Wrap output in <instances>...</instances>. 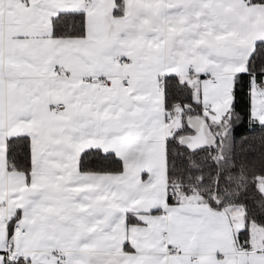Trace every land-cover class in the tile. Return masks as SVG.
Segmentation results:
<instances>
[{
  "label": "snow or ice",
  "instance_id": "obj_1",
  "mask_svg": "<svg viewBox=\"0 0 264 264\" xmlns=\"http://www.w3.org/2000/svg\"><path fill=\"white\" fill-rule=\"evenodd\" d=\"M0 264H264V0H0Z\"/></svg>",
  "mask_w": 264,
  "mask_h": 264
}]
</instances>
